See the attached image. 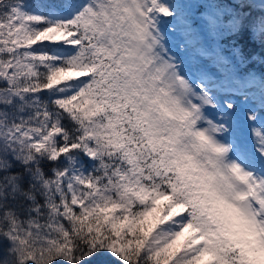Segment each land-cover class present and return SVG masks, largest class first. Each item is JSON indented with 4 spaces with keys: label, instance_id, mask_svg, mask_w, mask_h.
Instances as JSON below:
<instances>
[{
    "label": "snow or ice",
    "instance_id": "6c2138e0",
    "mask_svg": "<svg viewBox=\"0 0 264 264\" xmlns=\"http://www.w3.org/2000/svg\"><path fill=\"white\" fill-rule=\"evenodd\" d=\"M252 7L0 0V264H264Z\"/></svg>",
    "mask_w": 264,
    "mask_h": 264
},
{
    "label": "trees",
    "instance_id": "16d2710c",
    "mask_svg": "<svg viewBox=\"0 0 264 264\" xmlns=\"http://www.w3.org/2000/svg\"><path fill=\"white\" fill-rule=\"evenodd\" d=\"M246 11L251 10L252 15L255 16H260L262 14L261 12V7H257L253 4V7L251 9H245ZM229 39H237V41L241 44L245 45V51L246 53H251L254 52L258 54L262 59H264V47H261L259 44H254L252 41L249 39L247 33L241 35L240 37H232ZM249 69H253L259 73H264V63H261L259 61L253 62L248 66ZM247 70V69H246Z\"/></svg>",
    "mask_w": 264,
    "mask_h": 264
},
{
    "label": "water",
    "instance_id": "95a60500",
    "mask_svg": "<svg viewBox=\"0 0 264 264\" xmlns=\"http://www.w3.org/2000/svg\"><path fill=\"white\" fill-rule=\"evenodd\" d=\"M253 2H254L256 5H262V4H264V0H253Z\"/></svg>",
    "mask_w": 264,
    "mask_h": 264
},
{
    "label": "rangeland",
    "instance_id": "374dc122",
    "mask_svg": "<svg viewBox=\"0 0 264 264\" xmlns=\"http://www.w3.org/2000/svg\"><path fill=\"white\" fill-rule=\"evenodd\" d=\"M227 43V41H225ZM261 74H264V73H261Z\"/></svg>",
    "mask_w": 264,
    "mask_h": 264
}]
</instances>
